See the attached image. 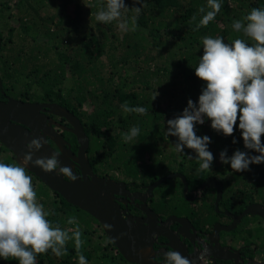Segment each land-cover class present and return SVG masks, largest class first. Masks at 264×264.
<instances>
[{
    "label": "trees",
    "instance_id": "obj_1",
    "mask_svg": "<svg viewBox=\"0 0 264 264\" xmlns=\"http://www.w3.org/2000/svg\"><path fill=\"white\" fill-rule=\"evenodd\" d=\"M7 1L12 0L2 3ZM13 1L15 9L22 7L19 11H32L34 15L23 18L26 14L20 15L22 17L5 14L3 11L9 9L7 5L0 11V34L4 35L0 36V61L3 60L1 56L6 57L0 63L2 86L10 79V69L17 76L23 75L27 80L23 86L36 89L32 94L51 96L53 101L77 115L90 145L101 152L95 162L102 169L117 171L133 180L141 167V172H146L142 175L143 184L152 182L154 174L155 179L160 176L157 173L165 166L164 163L155 165V156L158 155L161 162L166 157L167 146L172 148L177 141L176 137L167 134V120L181 114L189 99L198 103L205 87L195 75L203 55V37H221L229 44L242 38L251 44L242 32L234 30L233 22L243 21L253 8L264 9V0H220L222 7L215 19L206 27L194 30L203 15L211 10L207 0H141V3L125 0L128 9L122 10V19L128 20L129 28L135 15L133 7H141V12L136 30L122 31L119 28L121 20L111 23L96 20V14L106 8V0ZM44 1L56 12L50 17H43L42 12L31 4L42 6ZM201 7L205 12L199 11ZM10 17L14 19L12 22ZM15 41L17 46H29L16 51L12 47L15 44L11 46ZM125 103L133 108L144 107L147 112H125L121 107ZM132 127H138L139 134L125 142L123 134ZM196 134L211 138L208 147L214 158L220 157L217 153L225 149L229 157L237 149L249 155L256 153L244 147L238 124L234 135L225 137L213 130L211 121L206 119L203 125H196ZM234 138L236 143L232 142L233 148L230 147L231 152H228L229 141ZM142 149H145L144 153ZM131 152L137 161L134 164L129 160ZM192 155L189 166L200 163L195 152L192 151ZM0 162L14 164L1 144ZM94 167L101 175L100 169ZM195 170L196 173L187 175L202 173L199 164ZM146 177L149 179L145 181ZM32 183L38 202L43 204L45 211L53 213L48 217L53 226L58 224L62 229L70 230L71 235L77 225L67 221L69 217L76 218L84 241L80 252L88 264H132L118 253L93 217L38 184L37 179ZM87 218L93 222L88 223ZM66 248L67 255L61 257L51 250L38 255L36 264H78L74 240H69ZM0 264L19 262L0 258Z\"/></svg>",
    "mask_w": 264,
    "mask_h": 264
},
{
    "label": "clouds",
    "instance_id": "obj_2",
    "mask_svg": "<svg viewBox=\"0 0 264 264\" xmlns=\"http://www.w3.org/2000/svg\"><path fill=\"white\" fill-rule=\"evenodd\" d=\"M136 2L141 3V0ZM207 6L211 10L203 15L194 30L206 27L222 7L220 0H207ZM133 8L135 15L131 18V28L128 20L122 19V10L128 9L125 0H106V8L96 14V20L103 23L121 20L119 28L122 31H135L141 7ZM199 11L205 12L204 7ZM232 26L252 43L237 38L229 44L221 37H203V55L195 68V75L205 87L201 90L198 103L189 99L181 114L167 120L168 136L177 138L175 151L183 153L187 148L195 152L200 162L199 171L210 170L214 160L208 147L211 138L196 134V125H203L206 119L211 121L213 130L225 137L233 136L238 124L244 147L259 153L249 155L237 149L229 157L225 149L220 153L222 163L230 164L235 172H244L252 164L264 163V9H251L243 21H234ZM121 107L125 112H147L144 107L133 108L127 103ZM138 134L139 128L132 127L123 134V139L129 142ZM46 143L44 138H34L27 143L28 152L23 157V165L0 162V258L16 260L19 264H36V257L49 250L57 257L67 255L66 244L74 240L78 264H88L80 252L84 241L76 218L69 217L67 221L70 225H77L75 230H71V235L70 230H64L58 224L53 226L48 219L53 213L45 211L43 204L38 202L32 177L26 171L25 165L32 162L44 172L59 169V173L70 180L77 179L71 168L60 166L58 153L33 161L34 152ZM233 143H236L235 139ZM104 227L111 230L112 225ZM207 253L208 249L204 247L198 259L204 260ZM165 260L166 264H194L175 250L166 252Z\"/></svg>",
    "mask_w": 264,
    "mask_h": 264
},
{
    "label": "flooded vegetation",
    "instance_id": "obj_3",
    "mask_svg": "<svg viewBox=\"0 0 264 264\" xmlns=\"http://www.w3.org/2000/svg\"><path fill=\"white\" fill-rule=\"evenodd\" d=\"M5 5L10 9L8 3ZM12 33L15 34V32ZM6 34L8 32H5ZM2 36L4 35L2 34ZM1 59H3L1 61H5L6 57L1 56ZM1 76L0 71V103L11 108V111H9L11 118L18 117L23 122L31 125L34 132H37L33 136L24 139L25 148L26 144L32 139L44 135L50 149L59 154L60 166L71 168L73 174L80 179H83L84 176L90 178L88 174L90 170L99 178L110 179L117 184H122L123 187L119 189V194L115 195V202L119 205L121 217L125 220L132 219L135 227L129 230L131 233L139 234V237L150 236L152 250L151 254L149 253L145 257V261L148 259L149 264H152L151 261H155V264H166L165 253L173 250L189 258L194 264H264V245L261 243L264 238L262 240L257 237L258 241H246L245 238L246 242L240 239V236L243 237V234L248 233L251 227L261 233L264 232V211L260 207L254 208L253 212H262L263 216H259L257 213L243 215V212L252 205L258 204L264 209V193H258L262 189L256 186L246 190H242L240 187L237 190L234 189L233 185L237 178L240 179L241 175L240 172L228 171L227 166L229 164H226L227 166L223 165L225 168H220L215 173L207 170L189 176L182 164L177 163L175 170L168 171L156 179L154 174V180L147 184H143L141 179L138 183L136 179L132 180L131 178L119 176L117 171H110L105 167L102 169V166L95 162V157L97 158L101 152L90 145L88 138L87 148L80 153V156L78 155L81 145L78 143L76 135L71 132L74 130L71 124L73 117L79 121L82 129L83 125L75 113L57 101H53L51 96L32 94L36 89L31 90L24 87L23 84H11L3 87ZM11 101L33 105L34 107H18V105L12 104ZM53 104L65 108L71 117L57 115L54 113L55 111L45 106ZM22 127L26 131H32L27 126ZM46 132L62 141L60 142L62 151H59L51 142ZM83 133L85 134L84 129ZM1 146L3 145L1 144ZM7 151L14 164H17L13 153ZM94 165L96 169H100L101 175L96 172ZM260 166L259 164L258 167ZM188 167L189 163L186 165V168ZM261 167L256 170L264 171V165ZM233 172L236 176H233ZM169 174H176L175 177L169 180H179L181 182V193L183 182L177 174H181L185 178L186 192L184 200L190 208L169 207L164 201L165 198L158 195V187L166 184L168 180L154 187L150 194L148 193L147 187L149 185L155 184V181ZM28 175L32 177L33 174L28 173ZM63 178L69 181V178L65 175H63ZM34 179H37L38 184H42L36 176L32 180ZM218 188L220 189L219 197ZM196 202H200L199 207L195 205ZM214 208H218L217 212H214ZM135 219H138V221ZM161 235H165L167 240H164ZM169 246L173 250H169ZM204 247H207L208 253L205 259L200 261L198 259L199 253ZM227 258L231 259L232 262H224V259Z\"/></svg>",
    "mask_w": 264,
    "mask_h": 264
},
{
    "label": "water",
    "instance_id": "obj_4",
    "mask_svg": "<svg viewBox=\"0 0 264 264\" xmlns=\"http://www.w3.org/2000/svg\"><path fill=\"white\" fill-rule=\"evenodd\" d=\"M12 104L32 108L33 105H27L22 103H17L11 101ZM47 108L55 111L54 113L61 116H69L70 113L63 107L56 104L45 105ZM56 108V109H54ZM11 108L7 105L0 103V143L15 156V162L18 165H23V157L28 152V149L25 148L24 139L29 136H33L34 132L32 126L26 122H23L18 117H12L9 115ZM69 119V118H68ZM74 130L71 132L76 135L78 143L81 145L78 155L83 152L88 146L87 136L83 133V129L79 121L73 117L71 122ZM27 126L32 131H26L22 126ZM50 137L51 142L58 148L59 151H62V142L59 138L54 135L47 133ZM37 138L45 139L44 135H40ZM19 144V145H18ZM82 149V150H81ZM56 154L54 150L50 149L48 144H44L39 151L34 152L33 161L41 157H50L51 155ZM26 170L36 176L43 185H45L52 192L60 195L67 203L72 206H76L78 209L88 213L93 217L98 224L101 226L102 231L107 236V239L115 246L118 253L129 263L136 264H149V260L145 261V257L152 250L150 243V236L147 237L141 236L139 234H133L129 230L134 228L133 221L130 217L129 220H125L121 217V211L117 202H115V195L119 194L123 186L122 184H117L113 180L99 178L94 175L90 170L88 171L89 177H83L80 179L77 177L75 181L69 179V181L64 180L63 174L59 173L58 169L53 172H44L41 168L34 165L30 162L25 165ZM176 174H169L163 176L162 178L155 181V184L149 185L147 191L150 194L152 189L165 180H169L172 177H175ZM177 176L183 182V194L186 192V183L185 178L180 174ZM218 197L220 195V189L218 188ZM264 209L262 206L256 204L248 207L243 215L256 214L263 216L262 212H253L254 208ZM138 221V219H135ZM112 225L111 230L106 229L104 226ZM164 240H167L165 235H161ZM187 238V237H186ZM188 242H190L188 240ZM172 246V245H171ZM169 246V250L173 248ZM151 254V253H150ZM142 260H141V258ZM139 258V259H138ZM231 261V259H224V262ZM152 264H155V261H151Z\"/></svg>",
    "mask_w": 264,
    "mask_h": 264
},
{
    "label": "rangeland",
    "instance_id": "obj_5",
    "mask_svg": "<svg viewBox=\"0 0 264 264\" xmlns=\"http://www.w3.org/2000/svg\"><path fill=\"white\" fill-rule=\"evenodd\" d=\"M2 2H3V0H0V9H3L1 7L6 4V3L4 4ZM7 3L9 4L10 9L4 10L3 12L5 14L10 13V14H16L18 16H20L22 14H26L25 16L23 15L24 16L23 18H28L29 15H34V12H32V11H29L28 13H23L22 11H19V9L22 8V7L18 8V9H15L13 0L12 1H7ZM31 4L33 5L34 8H36L37 10L42 12L43 17H45V16L46 17H50L54 13H56L46 4L45 1H44V5H42V6H38L39 4L37 5V4L33 3V2ZM20 17H22V16H20ZM10 18H11L10 22H12V20H14V19H13V17H10ZM35 18L37 19L36 16H35ZM42 30L43 29H40V31H42ZM26 39H27L26 44H28L29 37L26 38ZM39 39H40V37H39ZM16 43L17 42L15 41V42H13L11 44V46L13 44H15L12 47H14V50H16V51L21 49V48L23 49L24 47L28 48V46H29V45H26V44H25L24 47H22L21 45L17 46L18 44H16ZM48 50L52 51L51 48L50 49L48 48ZM15 52H13V53H15ZM104 59H105V56L102 57L103 61H104ZM118 66H120V65H118ZM10 71H11V69H10ZM10 71L8 72L10 74V79L7 80V86H9L11 84H16V85H19L21 83L24 84L25 82H27V80H25L23 78L24 77L23 75L17 76V74H15L13 72H10ZM1 75H2V72H1ZM162 102H166V101L162 100ZM161 106L164 107V104H161ZM86 107H88V105ZM218 140H220V139H217V141ZM232 142H233V139L229 141V144L231 145V146H229V148L230 147L233 148ZM92 147H94V146H92ZM172 148H169L167 146V148L165 149L166 157L161 162H160L161 158H159L158 155L155 156V165H157L156 163H159V164L160 163H164V166H165L163 168V170L162 169L159 170L158 171L159 173H157V174H159L161 176V175L165 174V171L168 172V171H172L173 169L175 170L176 169V165L179 162H180L179 164H182V167L186 169V173H193V174L196 173L195 167H197V165L199 163L198 164H196V163L195 164H191L188 168H186V165L189 163V160L193 158L192 151H190V149L185 148L183 153H177L175 151L174 145H172ZM142 152L144 153L145 149H142ZM228 152H231V148L229 149ZM217 154H220V152H218ZM250 155H259V153H252ZM214 159L215 160H214L213 164L211 165V169H210L211 173H215L220 168H225L224 166H227L226 164H224V163H222L220 161L219 155H217V157H215ZM129 160L133 164L137 162L134 153H132V152L129 153ZM257 168H262V167L261 166L258 167L257 164H252V165L249 166V170L244 171V172H240L241 177H240V179L239 178L236 179V182L233 185L234 189L237 190V188L240 187L242 190H246V189H251L253 186H256V187H261V189H262V191H258V193H264V171H262V170L259 171V169L256 170ZM141 170H143V169L141 167H139L140 173L137 176H135L136 180H138V179L140 180L142 178V175L143 174L145 175L146 172L145 173L141 172ZM179 170L181 171V169H179ZM227 170L228 171H234V170L231 169L230 164H229V166H227ZM252 170H254L253 173H252ZM145 171H147V169ZM232 174H233V176H236L234 172ZM118 175L122 176L124 174L118 173ZM148 179H149V177H146L145 181L148 180ZM142 180H143V178H142ZM180 185H181V182L179 180H168V182L166 184H164L163 186H159L158 187L157 193H158V195H160V196L165 198L164 201L166 202V204L169 207L171 206L172 208H175V207L178 206V207H180L182 209L190 208L189 204L186 203V201L184 200L183 190H182V193H181ZM195 205L197 207H199L200 202H196ZM217 210H218V208H214V212H217ZM78 219H80V218H78ZM202 220H204V219H202ZM86 221L88 223L93 222L91 219H88V218H87ZM250 229L251 230L248 231V233L243 234V237L240 236V239H243L244 242H246L247 240L248 241L257 240V237H259L260 239L263 240V238H264V234L263 233L264 232L261 233L260 231H257L256 229H253L252 227ZM245 238H246V241L244 240ZM261 243L264 245V241H262Z\"/></svg>",
    "mask_w": 264,
    "mask_h": 264
}]
</instances>
